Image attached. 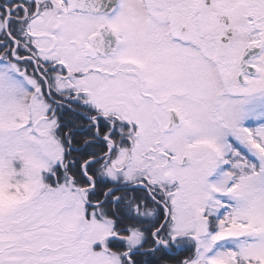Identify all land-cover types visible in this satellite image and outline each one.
<instances>
[{
    "label": "snow or ice",
    "instance_id": "obj_1",
    "mask_svg": "<svg viewBox=\"0 0 264 264\" xmlns=\"http://www.w3.org/2000/svg\"><path fill=\"white\" fill-rule=\"evenodd\" d=\"M0 264H264V0H0Z\"/></svg>",
    "mask_w": 264,
    "mask_h": 264
}]
</instances>
